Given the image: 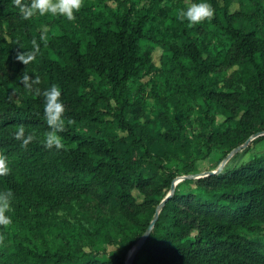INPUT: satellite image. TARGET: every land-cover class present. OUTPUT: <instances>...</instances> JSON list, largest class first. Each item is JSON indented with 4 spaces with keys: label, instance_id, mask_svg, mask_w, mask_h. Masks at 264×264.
<instances>
[{
    "label": "trees",
    "instance_id": "16d2710c",
    "mask_svg": "<svg viewBox=\"0 0 264 264\" xmlns=\"http://www.w3.org/2000/svg\"><path fill=\"white\" fill-rule=\"evenodd\" d=\"M108 1L83 0L76 19L68 20L50 13L24 19L13 0H0V152L10 167L0 175V191L13 192L12 223L39 236L50 222L76 212L95 230L121 233V245L99 257L80 245L36 249L18 240L13 248L0 247V264L127 263L177 176L165 166L160 144L183 137L175 127L179 113L163 116L162 128L151 127L135 114L139 101L127 97L130 79L157 69L143 41L161 47L171 61H189L176 77L189 97L202 100L211 125L215 110L235 123L242 142L264 131V35L255 23L264 15L260 0H210L215 12L206 22L229 43L220 50L202 22L177 18L186 8L181 0H112L114 8ZM235 1L238 8L231 10ZM44 30L46 42L39 39ZM33 38L40 52L24 65L16 54L30 49ZM23 72L39 76V83L26 88ZM53 83L61 87L68 118L59 150L45 148L38 137L49 131L43 91ZM109 115L124 136L77 129ZM21 125L25 135L35 137L27 147L14 135ZM134 190L142 195L140 202ZM260 224L264 154L198 177L192 190L175 189L131 264L142 254L144 264H264V240L243 234L256 233Z\"/></svg>",
    "mask_w": 264,
    "mask_h": 264
},
{
    "label": "rangeland",
    "instance_id": "374dc122",
    "mask_svg": "<svg viewBox=\"0 0 264 264\" xmlns=\"http://www.w3.org/2000/svg\"><path fill=\"white\" fill-rule=\"evenodd\" d=\"M260 1L264 4V0ZM108 2L114 8V2L112 0ZM181 2L187 7L189 0H181ZM237 8L236 1L230 4L231 10ZM201 22L209 31L217 50L226 49L229 45L228 41L212 28L206 19ZM255 23L258 33L264 35V15H257ZM142 44L144 49L147 46L150 48L151 61L157 69L154 72L144 69L139 75L130 79L127 85V97L130 101L135 99L139 101L135 114L142 120H148L151 127L162 128L163 116L170 118L175 113L180 114V123L175 127L183 134L182 139L173 144H160V150L165 157V166L177 173L174 179L183 177L176 183L175 189L179 192L192 190L195 180L206 172L215 171L219 167H236L264 154V138L251 141L258 135H264L263 131L252 135V139L245 146L226 159L234 148L245 142H242L235 123L227 122L220 112L212 110L210 115H213L214 122L211 125L205 115V105L202 100L193 99L185 93L181 80L176 77V72L181 64L189 66V61L186 59L171 61L170 55L164 53L161 47L150 45L147 41H143ZM168 69H172L173 73L167 72ZM233 69L227 70L225 75ZM111 103L114 105L113 102ZM77 129L86 133L97 132L101 136L121 137L126 134L110 115L105 116L98 125L82 122L77 125ZM209 132H212V142L206 139ZM47 134L38 137L44 140ZM134 194L136 200L140 202L142 195L136 190ZM243 234L247 238L264 240V224L259 225L256 233L243 232ZM0 235L3 236V239H0V247L13 248L18 240L36 249L46 246L61 248L80 245L85 251H95L99 257H107L106 253L120 246L122 240L121 233L114 229H109L108 232L95 230L94 226L87 223L76 212L50 222L40 236L27 225L16 223L5 225L4 231L0 229ZM146 262L145 255L142 254L138 256L135 264Z\"/></svg>",
    "mask_w": 264,
    "mask_h": 264
},
{
    "label": "clouds",
    "instance_id": "9594fccd",
    "mask_svg": "<svg viewBox=\"0 0 264 264\" xmlns=\"http://www.w3.org/2000/svg\"><path fill=\"white\" fill-rule=\"evenodd\" d=\"M14 4L18 6L22 18L29 19L34 15H63L68 20L76 19L75 13L79 11L83 4V0H13ZM214 8L210 0H189L186 8H180L177 12V18L181 21L187 20L189 24H196L205 19H211L214 16ZM40 41L46 42L48 39L47 31H41ZM32 47L30 49H23L18 51L16 59L21 61L24 65L36 60L40 52V43L36 38L32 39ZM40 81L39 76L23 72L21 75V82L28 89H32ZM36 93L40 94V89H35ZM44 115L49 127L47 136L43 141L45 148H55L57 150L64 148V140L60 135L65 130L66 118L65 104L61 99L62 90L58 84H51L44 89ZM69 122L70 119H69ZM15 138L20 140L22 147H27L28 144L35 139L32 134L25 135V129L21 125L15 132ZM10 171L8 165V157L3 152H0V175H6ZM13 192L11 189L0 191V225H8L12 223V217L7 213L11 209ZM0 239L3 236L0 235Z\"/></svg>",
    "mask_w": 264,
    "mask_h": 264
},
{
    "label": "water",
    "instance_id": "95a60500",
    "mask_svg": "<svg viewBox=\"0 0 264 264\" xmlns=\"http://www.w3.org/2000/svg\"><path fill=\"white\" fill-rule=\"evenodd\" d=\"M259 133H256L254 135H257ZM252 139V137H249L245 140V142L243 144H241L240 146L234 148L226 157V159L230 158L232 154H234L235 152H237L239 149H241L243 146H245L250 140ZM221 170V167L217 168V170L215 171H208L206 172L205 175H209V174H215L217 172H219ZM203 175V176H205ZM186 177V176H185ZM202 177V176H201ZM183 179V177H180ZM180 178H176L172 181L169 192L163 197V199L160 201V203L158 204L156 211L153 215V218L151 219L148 227L146 228V230L144 231V233L140 236V238L138 239V241L135 243V245L132 247V249L129 251L128 254V258H127V263L126 264H131L134 258V255L136 253V251L138 250V248L143 244V242L146 240L147 236L149 235L155 220L158 217V213L159 210L162 208V206L164 205V203L166 202V200L173 194L174 190H175V185L176 183L180 180Z\"/></svg>",
    "mask_w": 264,
    "mask_h": 264
}]
</instances>
